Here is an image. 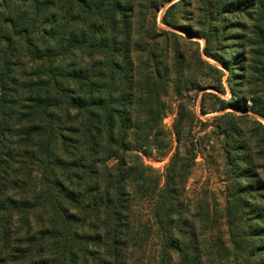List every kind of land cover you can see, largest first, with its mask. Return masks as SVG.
Here are the masks:
<instances>
[{"label": "trees", "instance_id": "16d2710c", "mask_svg": "<svg viewBox=\"0 0 264 264\" xmlns=\"http://www.w3.org/2000/svg\"><path fill=\"white\" fill-rule=\"evenodd\" d=\"M168 1L0 0V264H147L146 200L161 236L155 264H264L263 167L234 171L248 183H232L227 239L199 231L209 206L197 217L182 200L193 114L179 103L165 129L173 74L185 81L188 66L172 40L183 37L154 21ZM178 6L166 25L176 26L168 14ZM252 110L264 118V98ZM221 132L249 152L231 120ZM172 136L161 188L144 156ZM237 157L254 164L250 152Z\"/></svg>", "mask_w": 264, "mask_h": 264}, {"label": "rangeland", "instance_id": "374dc122", "mask_svg": "<svg viewBox=\"0 0 264 264\" xmlns=\"http://www.w3.org/2000/svg\"><path fill=\"white\" fill-rule=\"evenodd\" d=\"M174 2L179 6L169 12L168 19L177 24L169 26L163 22V17ZM260 3L264 4V0H170L154 19L158 27L183 37H172V40L185 45L188 66L183 71L187 77L183 81L178 78L179 74H173L168 94L170 110L163 117V124L166 130L172 129L179 103L192 111L191 138L195 157L182 200L196 211L197 217L203 209L207 212L208 206L214 211L209 223L197 220L199 231L208 237L219 230L222 238H228L225 206L232 200L229 195L233 181L237 180L234 171L244 172L247 167L256 171L255 165H259L263 167L260 173H264V128L261 126L264 118L252 110L255 102L264 98V42L258 31L264 28V13L261 11L259 15ZM250 4L254 7L249 8ZM253 12L255 17H252ZM205 49L214 57L207 55ZM199 54L216 69L209 70L201 64ZM229 102L240 104L241 109L228 106ZM227 112H233V118L222 117ZM230 120L241 133L238 139L250 147L253 165L242 164L238 159L237 154L249 153L246 150L239 152L243 148L241 142L226 146L228 139L221 129H225ZM176 147L175 136H172L160 150L144 156L145 164L161 176V188L165 186L166 168ZM237 181L242 185L248 183L243 177ZM151 204L150 200L144 201L143 209L144 219L154 226L153 235L146 244L147 264L156 263L161 241ZM215 208L219 210L216 212Z\"/></svg>", "mask_w": 264, "mask_h": 264}]
</instances>
